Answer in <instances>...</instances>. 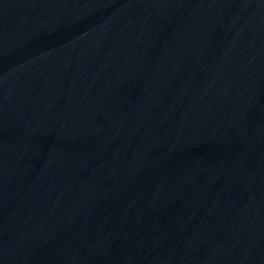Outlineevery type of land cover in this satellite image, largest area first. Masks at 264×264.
Masks as SVG:
<instances>
[{
    "label": "water",
    "instance_id": "obj_1",
    "mask_svg": "<svg viewBox=\"0 0 264 264\" xmlns=\"http://www.w3.org/2000/svg\"><path fill=\"white\" fill-rule=\"evenodd\" d=\"M0 264H264V0H0Z\"/></svg>",
    "mask_w": 264,
    "mask_h": 264
}]
</instances>
